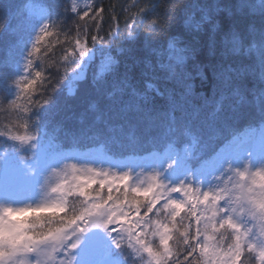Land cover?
<instances>
[{"label":"trees","instance_id":"obj_1","mask_svg":"<svg viewBox=\"0 0 264 264\" xmlns=\"http://www.w3.org/2000/svg\"><path fill=\"white\" fill-rule=\"evenodd\" d=\"M86 7L75 8L71 0H0V164L16 168L32 167L36 160L50 163L72 155L98 153L113 161L144 160L152 155L162 157L172 152L197 175L201 159L211 155L227 142L237 149L238 144L248 134H264V82L257 75H248L239 84L241 100L231 94L229 89L222 110L215 113L213 103V69L218 65L240 63L251 64L249 58H236L222 55L220 34L216 36L215 55H210V26L205 25L203 32H189L184 28L186 13L207 9L226 30L238 21L247 43L255 37L261 43L259 33L264 30V16L252 12L258 8V0H88ZM243 5V7H241ZM42 8L46 15L47 31L36 35L37 16L32 8ZM33 8V9H34ZM223 11L215 15V9ZM103 9L102 18H95ZM88 12V16L84 15ZM229 12L232 16H229ZM97 25L100 31L97 33ZM253 31H249V29ZM103 36V43L111 49L114 59L124 65L135 67L132 86L141 95L153 98V106L158 112H165L169 106L177 124L175 132L167 114L151 123H139L138 131L129 129L137 117L123 115L119 108L97 120L100 97L96 84L110 81L112 66L102 62L99 41L93 42L92 36ZM36 35V37H35ZM173 37L195 49L194 59L185 69L194 78L196 94L187 95L175 81L166 79L167 73L159 68L161 63H169V41ZM39 40V44H38ZM77 40L85 44L96 55L84 58L80 68L76 67L79 49ZM91 55V52H90ZM26 65L18 75L21 60ZM31 61V67H29ZM139 61V65H136ZM150 61L152 69L142 75L145 62ZM84 69L85 75L80 76ZM203 70L206 80L198 73ZM218 70V69H217ZM37 73L40 74L37 78ZM36 80L27 91L21 81ZM152 85L153 87H149ZM155 89H172L168 105L167 97L156 95ZM129 92L131 89L128 90ZM128 97L126 96V99ZM96 105V107H94ZM129 135L138 136L134 142ZM16 137H28L26 142ZM64 189L74 184L88 185L93 199L107 197L108 190L101 181L75 183L74 177H66ZM75 181V182H74ZM113 184V183H110ZM120 186V183H115ZM100 192V196L95 194ZM118 191V190H117ZM115 190L113 196L119 195ZM60 205H63L61 210ZM86 207L82 196L71 195L61 190L60 202L56 207L28 210L27 215L17 216L23 228H7L0 225V264H9L10 255L15 252L9 246L17 232L23 230L27 237L38 241L50 237L69 223L70 217L78 215ZM143 207L141 214L143 215ZM155 211V210H154ZM183 216L184 213H181ZM167 214L160 217L164 220ZM179 219V218H178ZM178 224L170 247L175 252L170 264H186L191 258L193 264H203L199 252L192 255L188 251L185 225ZM125 235V236H124ZM121 246L111 245L109 254L117 264H150L151 257L141 250L137 253L129 244L128 233L124 232ZM233 239L231 231L215 232L214 240L221 247H227ZM147 240L153 249L159 247V237L147 233ZM17 249H21L17 247ZM243 264H259L257 256L245 253Z\"/></svg>","mask_w":264,"mask_h":264},{"label":"snow or ice","instance_id":"obj_2","mask_svg":"<svg viewBox=\"0 0 264 264\" xmlns=\"http://www.w3.org/2000/svg\"><path fill=\"white\" fill-rule=\"evenodd\" d=\"M258 8H253L252 12H259L264 16V0H258ZM243 7V5L241 6ZM202 15L197 17L196 12L191 14L186 13V19L183 24L186 31L203 32L205 25L210 26L209 49L210 55H215L217 40L216 36L220 34V45L222 46V55L232 56L236 58H249L254 63L246 64L241 62L239 67H233L231 64L218 65L213 69V103L215 105V113L222 110L224 102L228 99L226 93L231 90V94L238 96L241 100L239 84L235 81L242 80L248 75L256 76L258 69L259 79L264 82V30L259 33L261 43L258 45L253 37L251 43H247L238 21H233L225 30L221 23L214 18L207 9H201ZM223 11L220 8L215 9V15ZM103 9L96 13L95 18H102ZM87 17L89 14L85 12ZM229 16L232 13L229 12ZM48 26L41 30L43 35H51L47 31ZM100 28L97 25V33ZM249 31H253L251 28ZM92 41H99L101 47L97 49L103 58L102 62H106L112 66V79L96 84L97 93L99 94V114L96 116L100 120L107 113L115 108H119L123 115L132 114L137 117L136 123H131L129 129L133 132L138 131L139 123H151L154 119L167 114L172 125L171 129L175 132L177 122L172 114V109L168 106L165 112H158L153 106V98L147 95H141L132 86L134 79L135 67L133 65H124L123 71L120 70V61L113 58L111 49L103 43V36L97 34L92 36ZM39 44V40H38ZM76 46L79 49L78 57L75 61L76 67L80 68L84 63V58L91 59L96 55V52L88 49L84 43L77 40ZM168 49L169 63L159 64V68L167 73L166 79L175 81L184 90L185 94H196L195 85L191 83L194 79L191 73L185 71L188 62L194 59L195 49L190 45L185 44L181 38L173 37L169 41ZM91 52V55H90ZM136 61V65H139ZM31 67V61H29ZM152 69L150 61L145 62V69L141 70L142 75H147V70ZM218 69V70H217ZM201 79L206 80L203 70L198 73ZM40 74L37 73V78ZM27 87L23 91H27L36 83V80L29 82L28 80L21 81ZM149 87H153L149 85ZM131 89L129 92L128 90ZM156 95L166 96L168 105L172 97V89L161 91L155 89ZM264 95V93H262ZM126 96L128 97L126 99ZM96 107V105H94ZM24 139L25 137H16ZM129 139L137 142L138 136L129 135ZM233 145L232 142H227L221 148L216 150L211 155L201 159L202 172H209L213 168V162L217 160L221 154L226 152L228 146ZM232 156L225 157V161L231 163ZM184 164L188 166L186 159ZM176 166V161L168 163V168L173 169ZM73 171H76V166H71ZM189 167V166H188ZM237 175L242 176L243 173L238 172ZM260 175V173H257ZM114 181H119L118 184H109L107 181H101L104 188L108 190V195L102 199H93L92 193L89 190L91 185L74 184L64 189L59 186L57 191H66L71 195L82 196L86 202V207L75 216L70 217L69 223L59 229L55 234H52L53 239L60 242H66L73 236L75 240L69 245V252L78 251L83 244V233L88 231L89 227L103 228L119 232L128 233L130 246L137 251L143 250L151 257L150 264H170V258H174L175 252L170 247L169 242L172 241L175 229L178 224L187 221L185 225L186 238L189 241L188 251L192 255L199 252L203 258V264H243L242 257L245 253H253L257 256L259 264H264V227H261L260 234L253 239L252 230L245 229L234 214L235 209L231 206L224 209L222 201L225 199L223 192H214L212 190L202 191L194 188L192 184L181 182L178 185L169 186L161 180L160 173H154L149 178L146 186L141 187L128 182L132 179L131 174L126 172L123 175L112 177ZM120 193L113 196V191ZM118 190V191H117ZM173 193H182L183 199L173 198ZM100 196L98 191L95 194ZM239 203V199L236 201ZM159 205V207H157ZM143 207V215L141 208ZM63 210V205H60ZM126 209H128L126 211ZM155 210V211H154ZM11 209H5V212H11ZM167 214L166 219L159 218L153 220L152 217H160ZM181 213H184L182 216ZM134 217V218H133ZM95 218V219H93ZM179 218V219H178ZM75 228L71 236L64 235V231L68 228ZM151 231L153 237H159V247L155 250L151 242L147 240V233ZM220 230L231 231L233 239L227 247H219L215 243L214 234ZM115 246H121V240L113 241ZM55 251V249H53ZM76 257H71L67 261L61 260L59 264H73ZM39 264V261H37ZM186 264H193L190 257L186 259Z\"/></svg>","mask_w":264,"mask_h":264},{"label":"rangeland","instance_id":"obj_3","mask_svg":"<svg viewBox=\"0 0 264 264\" xmlns=\"http://www.w3.org/2000/svg\"><path fill=\"white\" fill-rule=\"evenodd\" d=\"M87 1L71 0L75 8L86 7ZM33 8L29 15L32 16V13L35 12L38 17L37 21H42L35 32L37 35L44 26L45 22L43 21L46 15L42 8ZM23 65H21L19 73L22 72ZM80 74V76L85 75L84 69ZM26 140L28 137L22 139V142H26ZM172 155H165L162 158L153 156L144 160L113 161L92 152L85 155L63 157L50 163L37 159L32 167L16 168L0 164V225L17 228L21 225L17 216L23 215L28 210L58 206L61 191L56 189L62 186L66 177L76 178L77 182L74 181L75 183L84 184L98 180L107 181L110 184L119 183L112 177L128 172L132 177L129 184L144 187L151 175L160 173L162 182L169 186L187 182L202 191L223 192L225 196L222 201L223 208L231 206L235 209L234 213L229 214H234L245 229L252 230L253 239L260 234L261 227H264V210L261 209V204L264 203L263 133L246 135L244 140L238 144L237 149L234 147L226 149V152L213 162L214 169L207 173L200 170L196 176L185 164L180 166L181 163L178 162L179 158L176 154ZM228 155L232 156L230 164L227 160L225 161V157ZM173 160L176 161V166L169 169L168 163ZM72 165L76 166V171H73ZM238 172L243 175H237ZM172 196L176 199H183L182 193H173ZM238 199L239 203L236 202ZM5 209L12 211L5 212ZM12 222H15V225ZM73 231H75L74 227L68 228L63 234L71 236ZM123 234L124 231L111 233L110 230L103 228L89 227L88 231L82 234L84 240L81 248L73 252H69V245L75 240L74 236L66 242L57 243L51 235L46 239L36 241L38 247L32 245L31 251L22 248L16 249L9 256L10 263L37 264L39 261V264H59L61 260L67 261L74 256L76 259L73 264H104L100 261L102 256L106 255L105 259L110 256L111 235L118 239ZM116 262L115 259L109 264H116Z\"/></svg>","mask_w":264,"mask_h":264},{"label":"clouds","instance_id":"obj_4","mask_svg":"<svg viewBox=\"0 0 264 264\" xmlns=\"http://www.w3.org/2000/svg\"><path fill=\"white\" fill-rule=\"evenodd\" d=\"M262 180H264V177H262ZM261 209L264 210V203L261 204ZM24 215H27V213H25ZM12 223L13 225H15V222H12ZM18 227L22 229L23 225L21 224ZM8 244L13 249V251H15L17 247H20L22 249L29 250V251L32 250L31 249L32 245H36L38 247V245L36 244V241L32 240L31 237H27L24 234L23 230L17 232L16 235L10 241H8ZM3 255H4V252L0 250V256H3Z\"/></svg>","mask_w":264,"mask_h":264}]
</instances>
